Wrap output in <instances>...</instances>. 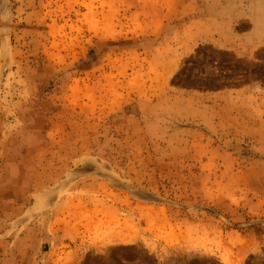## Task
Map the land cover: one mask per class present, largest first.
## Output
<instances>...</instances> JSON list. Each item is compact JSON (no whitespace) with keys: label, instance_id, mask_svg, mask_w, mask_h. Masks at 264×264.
<instances>
[{"label":"rangeland","instance_id":"374dc122","mask_svg":"<svg viewBox=\"0 0 264 264\" xmlns=\"http://www.w3.org/2000/svg\"><path fill=\"white\" fill-rule=\"evenodd\" d=\"M5 161L0 264H264V0H0Z\"/></svg>","mask_w":264,"mask_h":264},{"label":"crops","instance_id":"0c3cea01","mask_svg":"<svg viewBox=\"0 0 264 264\" xmlns=\"http://www.w3.org/2000/svg\"><path fill=\"white\" fill-rule=\"evenodd\" d=\"M4 159H5V156H4ZM14 168L17 169V165L14 166L13 164H9L7 161H5L4 165L2 166L1 172H0V190L2 191V194H3V196H1V193H0V207H1V205H3V208H0V220H2L4 222L5 219L9 217V221L7 223L8 225H10L12 220H13V218L11 219L12 214H11V211L9 208L10 207L9 203H11L13 201V198L11 199V197L8 196L9 201H6L7 198L4 197L6 194V192L4 191V188L6 187V185L8 186V183L12 184V183L16 182V181H13V177L11 176L13 173L12 170ZM7 188H9V186ZM4 203L8 204V208H9L8 212H6L4 209L5 208ZM11 257L9 256L8 260H11ZM19 261H21L20 264H22V262H24V257L20 258Z\"/></svg>","mask_w":264,"mask_h":264},{"label":"bare ground","instance_id":"6f19581e","mask_svg":"<svg viewBox=\"0 0 264 264\" xmlns=\"http://www.w3.org/2000/svg\"><path fill=\"white\" fill-rule=\"evenodd\" d=\"M5 20V19H4ZM6 42H5V39H4V42H3V45H2V48H1V54L4 56L5 55V50H6Z\"/></svg>","mask_w":264,"mask_h":264}]
</instances>
